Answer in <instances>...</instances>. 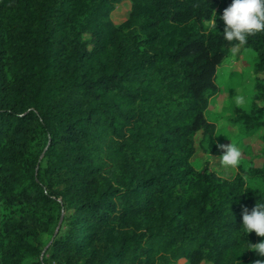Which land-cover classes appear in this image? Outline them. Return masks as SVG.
Here are the masks:
<instances>
[{"label": "trees", "instance_id": "obj_1", "mask_svg": "<svg viewBox=\"0 0 264 264\" xmlns=\"http://www.w3.org/2000/svg\"><path fill=\"white\" fill-rule=\"evenodd\" d=\"M230 3L0 0V264H264L240 226L264 167L250 185L209 164L235 48L255 55L236 121L264 128V32L226 41Z\"/></svg>", "mask_w": 264, "mask_h": 264}, {"label": "rangeland", "instance_id": "obj_2", "mask_svg": "<svg viewBox=\"0 0 264 264\" xmlns=\"http://www.w3.org/2000/svg\"><path fill=\"white\" fill-rule=\"evenodd\" d=\"M128 11V2L124 1L118 4L110 13L109 18L116 24L122 22ZM235 48L233 55L227 57L216 69L215 83L218 87L216 94L210 98L205 116L208 121L215 126L213 138L218 143H232L241 150L239 165L242 167V175L246 183L258 185V182L252 180L246 174L249 167H264V143L259 138L264 132V128L257 133L249 136L244 133L242 123L236 121L237 115L247 110L250 105V96L252 88V66L255 55L252 52L242 51ZM243 98L242 102L238 101ZM202 152L198 151L197 159L202 158ZM201 161V160H200ZM199 161V162H200ZM211 168L216 170L225 178L232 177L239 169L238 167L224 166L221 162L220 154L210 159ZM264 240L260 236L255 243ZM254 243V244H255ZM253 253L262 261L264 255L256 249ZM174 264H189L184 258L179 259Z\"/></svg>", "mask_w": 264, "mask_h": 264}, {"label": "clouds", "instance_id": "obj_3", "mask_svg": "<svg viewBox=\"0 0 264 264\" xmlns=\"http://www.w3.org/2000/svg\"><path fill=\"white\" fill-rule=\"evenodd\" d=\"M219 19L224 22L222 33L226 41L244 42L249 35L264 32V0H231V3L223 9ZM214 26L216 27V23ZM242 101L243 98L238 103ZM217 147L224 166H238L241 150L236 145L231 142L218 143ZM240 226L246 230V233L254 230L257 235L264 236V203L256 202L251 210L245 206ZM253 245V249L264 255V240Z\"/></svg>", "mask_w": 264, "mask_h": 264}]
</instances>
